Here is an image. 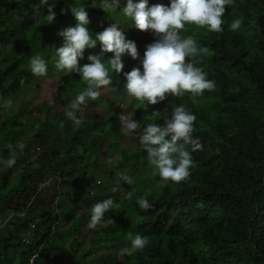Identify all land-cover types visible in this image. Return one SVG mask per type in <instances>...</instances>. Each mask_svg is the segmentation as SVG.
Segmentation results:
<instances>
[{"label": "trees", "instance_id": "1", "mask_svg": "<svg viewBox=\"0 0 264 264\" xmlns=\"http://www.w3.org/2000/svg\"><path fill=\"white\" fill-rule=\"evenodd\" d=\"M48 2L54 4L56 13L50 24L44 18L49 14L48 6H41L40 16H34L40 0H0V97L16 95L22 87L38 81L40 76L33 75L29 67L33 55L39 54L48 68H55L53 47L62 45L58 33L77 23L71 12L75 5L85 7L93 38L118 24L126 39L136 45L144 39V31L119 7L106 12L99 7L101 0ZM170 2L149 0V6ZM240 17L241 28L229 30L231 22ZM222 20L224 30L220 33L194 24H186L182 30L199 48L207 49L196 57V66L215 82L214 90H205L195 103L191 93H185L169 96L147 109L143 107L147 101L136 110L132 108L136 120L145 115L156 119L154 113L163 114L165 109L170 115L178 105L196 116L193 135L200 138L203 151L192 153L195 165L186 181L165 184L153 175L146 150L141 165L138 159L130 160L135 152L121 151L120 167L143 168L136 174L134 187L106 192L102 178L105 182L99 179L97 190H90V170L99 164L105 148L118 149L127 137L121 131L118 112L110 118L96 114L78 125L57 115L24 123V113L18 108L14 113L18 118L2 125L0 160L9 157L8 144L23 142L25 148L18 151L16 161L27 160L31 169L25 167L21 174L10 176L11 168L0 163V264H264V0H233L226 5ZM100 53L97 41L95 48L85 49L80 65L90 63L89 55ZM112 55L106 53L104 58ZM122 59L123 71L109 74L119 94L126 91L123 73L134 67L143 70L137 59L128 55ZM67 84L68 80L58 85L57 95L66 93L63 88ZM86 87L84 82L80 91ZM69 97H63L64 114L76 94ZM58 122L63 123V129ZM156 123L163 125L164 121ZM15 125L21 128L14 129ZM33 129L38 131L41 151L31 163L28 158L36 143ZM20 136L27 141L19 140ZM49 178L55 186L60 185L52 196L45 194L49 185L38 191ZM4 187L11 193H4ZM128 192L131 199L124 198ZM34 194L36 198H32ZM139 197L146 198L153 208L142 210L137 204ZM108 198L114 201L113 209L104 216L108 226L88 229L92 205ZM129 231L147 236L149 244L132 256L121 255L120 249L129 246L125 239ZM25 236H29V243L23 241ZM97 248L105 251L97 254Z\"/></svg>", "mask_w": 264, "mask_h": 264}, {"label": "clouds", "instance_id": "2", "mask_svg": "<svg viewBox=\"0 0 264 264\" xmlns=\"http://www.w3.org/2000/svg\"><path fill=\"white\" fill-rule=\"evenodd\" d=\"M120 2L121 0H101L99 7L106 12H112L120 6ZM232 3L233 0H171L169 5L157 3L149 6V0H127L126 5L121 9L122 13L134 21L137 29L152 30L156 39L146 46L143 59L140 60L143 70L141 71L140 67H134L131 71L123 73L126 77L124 94L127 93L129 97L135 98L137 101H147L146 104H143V107L147 109L149 105L163 102L169 96L181 97L185 93H191L193 103H195L196 97L203 95L205 90H214L215 82L207 79V73L201 67L196 66L199 63L196 57L200 52H206L207 49L199 48L191 36L183 35L182 30L185 29L186 24H194L202 28L206 27L209 32H223L222 17L226 11V5ZM45 5L48 6L49 14L44 18L50 24L56 19V13L53 11L54 4H49L48 0H40V4L34 7V16H40L39 9ZM62 12H66V10L62 9ZM71 12L77 23L58 33L63 38V42L61 46L53 47L54 66L57 71L79 73L81 80L87 84V87L70 101L65 113L69 120L78 125L82 120V115L79 117L77 115L81 106L86 105L88 100L97 102L99 99L98 101H100L102 87L107 86L110 92L119 95L113 88L109 74L112 72L118 74L123 71L122 58L125 55L136 60L140 58V53L138 45L134 41L126 39L118 24L106 27L103 31L96 33L93 38L88 28L90 19L85 7L75 5L71 8ZM255 23L253 20L252 24ZM242 24L243 17L237 18L231 22L229 30L238 31ZM97 41L101 43V53L89 55L87 59L90 63L81 66L79 61L83 59L85 49L95 48ZM106 53H113V55L105 59L104 54ZM29 67L33 75H47V62L39 54L30 58ZM26 102L28 103V100ZM105 103L108 102L105 100ZM26 105L24 109L19 108L23 111L24 117ZM4 107H11V100L5 101ZM19 109L17 108L15 113ZM132 115L121 113L118 116L121 131L126 136L132 135L138 138L139 144L144 151H147L148 163L154 166L153 175H158L165 184L169 181L174 183L186 181L191 175L190 169L195 165L192 153L203 151L200 138L193 135L196 116L184 105L172 108L170 115L167 109L163 111V114L159 111L155 112L156 119L147 123V126L142 124L144 118L136 120L134 113ZM0 116H5L3 106H0ZM9 119L8 116H5V122L0 124V130ZM159 119L164 121L163 125L156 123V120ZM60 128L63 129V123L60 124ZM37 132H35L36 143L30 150L28 158L30 162L35 161L41 151L39 142H37ZM17 147L22 152L25 144L23 142H18L16 146L8 144L9 157L0 160V163L5 167L11 168V171H7L10 176L21 174L25 167L31 169L27 160L25 162L16 161L19 151ZM5 154L6 151L4 156ZM0 157L2 158V155ZM118 159V157L110 158L109 163L118 162ZM120 177L129 186L134 184L131 176L121 173ZM99 179L102 178H93L91 179L93 181L89 182L92 192H95L101 184ZM51 183H54L53 178L42 182L38 191ZM54 188V191L58 190L60 185L55 186L54 184ZM113 191L116 189L114 188ZM123 195L126 199L132 198L131 192ZM32 198H36V195L34 194ZM137 204L142 210L147 211L153 208V205L144 197L137 198ZM113 207L112 198L94 203L91 207L88 229L94 230L98 225L107 227L104 216ZM24 211L23 208L18 216H23ZM31 226L34 228L35 224L33 223ZM29 234H32L31 230ZM125 239L129 246L120 249L121 255L132 256L138 251L142 252L149 244L147 236L131 231L127 233ZM23 241L29 243V236H25ZM34 257L36 255H33L31 259L34 260Z\"/></svg>", "mask_w": 264, "mask_h": 264}, {"label": "rangeland", "instance_id": "3", "mask_svg": "<svg viewBox=\"0 0 264 264\" xmlns=\"http://www.w3.org/2000/svg\"><path fill=\"white\" fill-rule=\"evenodd\" d=\"M126 3L127 0H121L119 8L122 9V7L126 5ZM93 19L94 21H96L95 19H99V18H93ZM143 35H144V40H142L141 43H139L137 46L138 51L140 53V58L137 59L138 63H140V60L143 59L146 46L149 43L154 42L156 39L154 33L151 32L144 31ZM10 51H12L13 54L15 53V51L8 48V52ZM81 66H83V64ZM47 69H48L47 75L40 77L38 76L39 77L38 81L35 82L33 85L29 87L26 86L22 87L21 90L16 95H13L9 98L0 97V106H2L5 101L11 100V107H7V108L3 107L5 116H8L10 119L11 118L17 119L18 117L14 116L15 110L17 108L24 109L25 105L27 104L25 108L26 110L25 117L24 116L21 117V121L24 123L26 120L28 123H32L34 120L43 121L49 115L51 116L57 115L59 118L63 116L67 117L66 114H64L65 104L63 101V97L67 95L74 98L75 94L78 95L84 81L81 80V75L76 72L68 73L69 75H65V73L57 71L55 68L51 69L47 67ZM67 80H68V84L63 88L66 91V93L65 94L60 93L61 96L57 95L58 85L60 86L62 81H67ZM107 88H108L107 86L102 87V89L100 90L102 95L100 101L95 102L93 100L91 101L88 100L86 105L81 106L80 112L77 113L78 117L82 115L81 122L93 118L96 114L105 117H110L115 112L129 113L132 115V108L136 110L140 107L142 101H137L135 98L129 97L127 93L123 95L121 94L117 95L113 92H110ZM26 100H28V103L26 102ZM105 100L108 102L107 104L105 103ZM131 103H133L132 107H130ZM121 105H123L124 107H122ZM5 116H0V124L5 122ZM153 119H155L154 116L145 115L142 124L144 126H147V123H151ZM58 123H62V122H58ZM17 128L20 129L21 126L15 125L14 129ZM34 131L36 132L37 130ZM29 132L32 133V130L30 129ZM0 134H1L0 135V155H1L2 153L1 150L4 144L1 141V136L3 132H0ZM19 138H20L19 140L27 141V137L25 136H20ZM33 139H35V136H33ZM39 146H41L40 142H39ZM123 150L128 152H132V151L135 152L130 157L131 161L138 159L140 165L144 163V158H145L143 153L144 149L139 144L138 138H135L132 135H127V138L121 141L118 149L113 150V149L105 148V151L102 154V158H101L102 160H100L99 164L96 167L90 170L89 177L91 179L96 177L103 178L106 181V185H107L105 190L106 192H109L114 188L124 192L125 190L134 187L135 181L132 186H129L121 179L120 177L121 173L129 175L133 178V180H135L136 174L138 172H142L143 169L142 167L140 170H136L134 167L130 165H125L120 167L118 165V162L109 163L110 158H115V157L119 158V154ZM14 171H16V169H14ZM107 174H109L110 176ZM5 189H8V187H4L2 189L4 190L3 191L4 193H11V190L7 191ZM54 189H55L54 183H51L49 185V188L46 189L45 194L46 195L52 194V192H54ZM104 251H105L104 248H100V249L97 248L96 253L99 254ZM112 252H114L113 249ZM92 257H95V255H93Z\"/></svg>", "mask_w": 264, "mask_h": 264}]
</instances>
